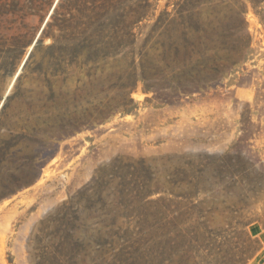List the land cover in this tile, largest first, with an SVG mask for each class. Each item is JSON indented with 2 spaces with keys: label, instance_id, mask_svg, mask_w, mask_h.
<instances>
[{
  "label": "rangeland",
  "instance_id": "374dc122",
  "mask_svg": "<svg viewBox=\"0 0 264 264\" xmlns=\"http://www.w3.org/2000/svg\"><path fill=\"white\" fill-rule=\"evenodd\" d=\"M103 1L0 0V264H264V0Z\"/></svg>",
  "mask_w": 264,
  "mask_h": 264
},
{
  "label": "trees",
  "instance_id": "16d2710c",
  "mask_svg": "<svg viewBox=\"0 0 264 264\" xmlns=\"http://www.w3.org/2000/svg\"><path fill=\"white\" fill-rule=\"evenodd\" d=\"M113 1L114 0H104L103 1V7L106 9V11L108 10V6L111 3H113ZM214 42H215V39H212L210 36V32H207L205 36L203 35L202 38L198 37L194 40L184 39L179 45H175L171 43L169 45L168 50L170 51V53H173L175 56L177 55V56L187 57V56H190L191 54L203 55V54L210 52L213 48H215ZM97 45H98L97 43L87 42L83 45L82 48L88 51L89 56L96 57L97 53L100 52V49L97 47ZM74 48L79 50V45L75 44ZM4 108H5V105L2 107L1 111H3ZM98 172H100V169L97 170V173ZM98 179H99V176H97L95 180L94 178L92 179L93 183L95 184H91V185L97 184V186L93 193V199L88 200L89 203L85 201L86 203L85 209L90 211V206H91L92 208H94V210H98V211L106 210V212L114 210L115 212V210L117 211L119 207H124L122 202L125 200V196L128 195V191L124 190V186L125 184H127L126 180L122 177L120 178L116 186V191L113 193L111 204H109V203H106V201L103 200L102 198V193H103V188L101 187L102 180L98 182ZM26 186H27V183H24V182L23 183L17 182L11 185L3 186L2 188H0V198H3L8 195H12ZM89 188H90V184L78 190L77 194H75L74 197L76 196L82 197V195H84L85 192Z\"/></svg>",
  "mask_w": 264,
  "mask_h": 264
}]
</instances>
